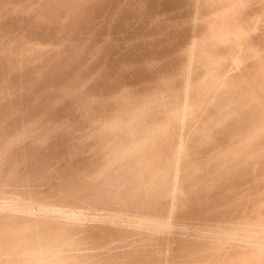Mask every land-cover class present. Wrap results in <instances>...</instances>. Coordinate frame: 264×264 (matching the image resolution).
Returning <instances> with one entry per match:
<instances>
[{
  "label": "bare ground",
  "instance_id": "6f19581e",
  "mask_svg": "<svg viewBox=\"0 0 264 264\" xmlns=\"http://www.w3.org/2000/svg\"><path fill=\"white\" fill-rule=\"evenodd\" d=\"M0 264H264V0H0Z\"/></svg>",
  "mask_w": 264,
  "mask_h": 264
}]
</instances>
